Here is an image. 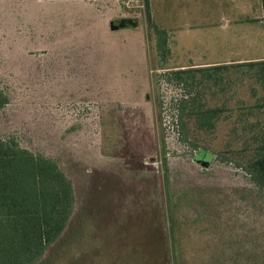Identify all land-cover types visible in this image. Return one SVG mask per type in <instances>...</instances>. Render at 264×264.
<instances>
[{
	"label": "rangeland",
	"instance_id": "374dc122",
	"mask_svg": "<svg viewBox=\"0 0 264 264\" xmlns=\"http://www.w3.org/2000/svg\"><path fill=\"white\" fill-rule=\"evenodd\" d=\"M145 9L0 0V139L54 161L75 197L42 264H264V204L243 171L259 68H206L187 91L197 112L220 111L213 126L172 120L185 90L160 76L189 59L161 60ZM124 18L138 25L110 29Z\"/></svg>",
	"mask_w": 264,
	"mask_h": 264
},
{
	"label": "trees",
	"instance_id": "16d2710c",
	"mask_svg": "<svg viewBox=\"0 0 264 264\" xmlns=\"http://www.w3.org/2000/svg\"><path fill=\"white\" fill-rule=\"evenodd\" d=\"M261 4L264 14V0ZM144 5L148 24L159 36L157 52L161 60L166 61L170 55L167 34L151 22L149 1L144 0ZM244 64L259 68L263 94L259 103L250 108L249 114L253 111L259 114L250 125V139L255 148L246 156L243 171L252 185L246 190L264 204V60ZM206 68L165 69L166 73L160 76L167 82L176 80L185 90L172 101V120L192 118L200 124L213 126L212 122L220 111L206 109L197 112L198 108L192 103L194 99L187 91L195 86L196 74L210 70ZM151 86L153 89L152 83ZM3 103L0 102V106ZM74 209L72 183L54 161L32 154L13 139H0V264H42L47 252L64 234Z\"/></svg>",
	"mask_w": 264,
	"mask_h": 264
},
{
	"label": "crops",
	"instance_id": "0c3cea01",
	"mask_svg": "<svg viewBox=\"0 0 264 264\" xmlns=\"http://www.w3.org/2000/svg\"><path fill=\"white\" fill-rule=\"evenodd\" d=\"M148 1L151 22L167 34L170 54L189 59L177 68L263 60L261 0Z\"/></svg>",
	"mask_w": 264,
	"mask_h": 264
},
{
	"label": "water",
	"instance_id": "95a60500",
	"mask_svg": "<svg viewBox=\"0 0 264 264\" xmlns=\"http://www.w3.org/2000/svg\"><path fill=\"white\" fill-rule=\"evenodd\" d=\"M138 25L137 19H131V18H124L120 20H113L110 23V29L113 31L119 30L121 28H127V27H133ZM212 159V155L210 154H204L199 153L197 155L196 161L199 163L202 167H207L210 164V161Z\"/></svg>",
	"mask_w": 264,
	"mask_h": 264
}]
</instances>
